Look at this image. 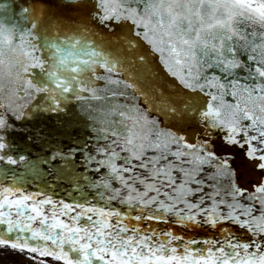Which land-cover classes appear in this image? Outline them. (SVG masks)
I'll use <instances>...</instances> for the list:
<instances>
[{"label": "snow or ice", "instance_id": "obj_1", "mask_svg": "<svg viewBox=\"0 0 264 264\" xmlns=\"http://www.w3.org/2000/svg\"><path fill=\"white\" fill-rule=\"evenodd\" d=\"M0 264H264V0H0Z\"/></svg>", "mask_w": 264, "mask_h": 264}]
</instances>
